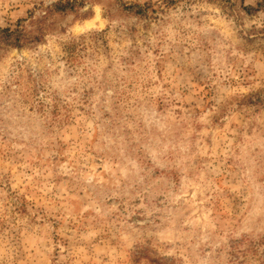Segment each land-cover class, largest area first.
<instances>
[{"label":"rangeland","instance_id":"374dc122","mask_svg":"<svg viewBox=\"0 0 264 264\" xmlns=\"http://www.w3.org/2000/svg\"><path fill=\"white\" fill-rule=\"evenodd\" d=\"M243 1L0 0L30 36L0 49V264H264V19ZM117 107L176 174L150 231L105 214L102 167L45 159L59 140L94 160Z\"/></svg>","mask_w":264,"mask_h":264},{"label":"clouds","instance_id":"9594fccd","mask_svg":"<svg viewBox=\"0 0 264 264\" xmlns=\"http://www.w3.org/2000/svg\"><path fill=\"white\" fill-rule=\"evenodd\" d=\"M129 118L130 114L125 117L118 107L115 113L111 109L107 110L105 119L101 121L103 128L100 129L97 142L88 145L89 152L95 153L94 160L80 146L65 145L59 140H53L45 159L57 161V175L70 167L73 179L87 178L85 173L102 167L107 179H97L93 187L97 198L106 207L105 214L112 213L118 217L116 224L125 230L150 231L158 227L157 215L166 210L167 203L171 202L176 174L171 171V165L161 167L158 163L159 159H166L163 145L138 137L135 120L130 126ZM149 143L158 149L157 155L147 146ZM61 160L66 162L60 164ZM256 166L264 170V158ZM108 201H111V207H108ZM153 201H158L161 207L157 208ZM133 217V223L130 224L128 221ZM116 224L112 226L116 227Z\"/></svg>","mask_w":264,"mask_h":264},{"label":"trees","instance_id":"16d2710c","mask_svg":"<svg viewBox=\"0 0 264 264\" xmlns=\"http://www.w3.org/2000/svg\"><path fill=\"white\" fill-rule=\"evenodd\" d=\"M175 1V0H170ZM222 1V0H221ZM226 2H231V0H225ZM69 2H58L54 4L53 6H50L52 9H49V11H56V12H64L68 8ZM151 6L150 3L141 4L139 2L131 3L129 5L125 6V9L138 15H146V8ZM229 6H227L228 8ZM243 11L247 15H255L258 13L263 14L264 19V0H258L255 5L252 4H245V2H242L241 5ZM257 34L264 38V21L263 25L257 29ZM29 34L24 26H21V21L16 25L15 28L6 27L0 29V49L6 48V47H21L23 46L24 42L29 38Z\"/></svg>","mask_w":264,"mask_h":264}]
</instances>
